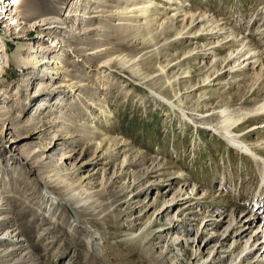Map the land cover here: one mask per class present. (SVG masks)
<instances>
[{
  "label": "rangeland",
  "instance_id": "rangeland-1",
  "mask_svg": "<svg viewBox=\"0 0 264 264\" xmlns=\"http://www.w3.org/2000/svg\"><path fill=\"white\" fill-rule=\"evenodd\" d=\"M14 1L19 36L4 29L9 12L0 14L8 56L0 75V237L15 230L20 242L6 256L12 245L0 238V264H264L259 248L247 260L245 253L231 259V239L216 246L217 256L215 240L205 246L227 227L224 217L244 215L254 203L261 172L201 128L206 111L250 108L264 97L257 76L264 72V0H80L73 14L72 0ZM216 21L229 35L215 34ZM39 45L45 54L38 57L53 62L48 71L21 67ZM244 45L261 59L229 71ZM256 130L247 144L264 153L256 146L264 128ZM43 148L56 150L47 157ZM106 150L110 165L95 164ZM178 174L197 193L168 233L175 211L156 221L154 213L175 190L164 180ZM47 191L66 204L48 201Z\"/></svg>",
  "mask_w": 264,
  "mask_h": 264
},
{
  "label": "bare ground",
  "instance_id": "bare-ground-1",
  "mask_svg": "<svg viewBox=\"0 0 264 264\" xmlns=\"http://www.w3.org/2000/svg\"><path fill=\"white\" fill-rule=\"evenodd\" d=\"M72 1L74 2V5H72L70 7L69 14L75 13V11L77 9V5H78L80 0H72ZM169 2H170V0H169ZM17 7H18V5H17L16 1L7 0L6 4H3V6L0 8L1 9L0 14L7 16V11L9 12L10 19L7 21L6 25L4 26V29H6V32H10L12 34H17L19 36V32H20L19 24H20L21 18L19 17L18 11H16ZM9 9H10V11H9ZM76 20H78V18ZM13 22H15L14 25H13ZM213 24H214V26H213L212 30H215V34H221V33H223V34L225 33L226 35L228 34V29H226V27L223 26L222 24H219L218 21H216V23H213ZM42 25L43 24H41V26ZM37 26H39V24H37ZM42 29L45 32L44 35H48L52 28L46 26ZM18 36H17V38H18ZM53 42L56 43V40H54ZM1 43H4V42L0 38V75L3 73V65H6L8 63V56L7 55L4 56L3 52L5 53V51H4L3 45ZM49 47L50 46L48 45L47 48H49ZM44 52H45V48L42 45L37 46V49H35L34 52L32 51V52L28 53L26 56H23L22 59L19 60L21 67L24 68L25 66H29L31 64L33 66V69L40 68L41 71L47 72L48 66L53 64V62L48 60L46 57H40V58L38 57L41 55L43 56V54H45ZM241 52L243 53L241 56H239V57L235 56L232 59H230V60H232L231 65L228 66V63H227V67H228L229 71L230 70L232 71V69L235 70L238 68L250 69L249 68L250 65L253 64V66H255L257 64V62L259 61V59H261V57L259 56L258 50H257V52H256V49L254 51V49H253V47H251V45H248L247 47L244 45L236 53L240 54ZM15 58H17V57L15 56L14 59ZM54 65H56V64L54 63ZM252 69H253V67H252ZM52 72L54 73V71H52ZM257 76H260V77L263 76L264 77V72L262 70L257 71ZM2 86L3 85L1 83V78H0V98H1L2 93H3L2 92L3 90L1 88ZM18 95H20L19 90L14 91L12 94V96H18ZM4 98L9 99V97L7 95H5ZM10 101H12V100H10ZM205 113H206V115H203L201 117L202 119L205 118V120L202 121L204 123H201L205 127H201V128L206 129V130H210V131L216 133V135H218L220 138L227 141L228 145L231 146L234 150L249 156L257 165H260V172H261V180H260L261 191H260V193H258V195H257L258 197L256 196V198H253L254 203L250 206L249 209H246V211L244 212L245 213L244 215H240V216H236V217L233 215H230L228 220H225V217H224L223 222L227 223V227L222 232V234H216L217 232H213V234H211L209 236V238L207 239L205 246L209 245L212 241L215 240V244H213L211 246V253H212V255L217 256L218 251L216 249V246H217V248H220V247L222 248V246L224 245L223 243H226L229 239H231L232 243L229 245V250H230L229 256L231 259L233 258V259L237 260L238 258L243 256V253H245L244 257L241 259H243L242 261L247 260L250 258L251 255L255 254V252L258 251L259 249H260V252H263L262 254H260V257L263 258V254H264V214H263V211H264V203H263L264 202V153H261V152L254 150L251 145L247 144V140L249 139V136H248L249 132L255 133L257 131L256 129L264 128V122L258 128L255 127V125L250 126L249 128H247V129H249V131L247 133H244V134H240L238 132V129L244 127L246 124H248L250 122H254L256 120L264 118V97L260 102L252 105V107H250V108H244V109L243 108H228L227 106H225L222 109H216L215 108V109H211L210 111H206ZM2 115H4V114H2ZM206 117H208V118H206ZM215 117L218 118V120L215 119L217 122H213V119ZM4 121H5V119L1 117L0 118V125H2ZM17 132H18V130H17ZM32 135H35V133H33ZM10 140H11V137H10ZM16 141H17V139L14 138L10 142H11V144H14V142H16ZM101 144H99V146L96 148V151H95L96 154L98 151L102 150L100 148ZM262 145H264V140L258 141V144H256V146H262ZM54 150H56V149L52 150V148H50V149H44L43 148L41 153L49 151V153L47 154L48 155L47 157H51L54 154L52 152H55ZM108 150H109V148H108ZM108 150L103 151L105 153L102 152L98 156L94 155L96 158L95 164H100L103 166L110 165V162L107 160V159H109L107 157L109 155ZM51 153H52V155H51ZM110 155H112V154H110ZM65 158H69V157H65ZM177 180H181V182H182L179 186H177ZM159 182H161V181H159ZM164 182H165L163 184L164 186H167V187L175 186V190H174L172 196L168 200L163 202V204L159 207L158 211L156 213H154V215H156V217H155L156 218L155 221H156V220L161 219V217L163 216V214L166 210H167L166 213L168 215H169V212L175 211L174 215L176 216V218H175V220H173L174 223L171 222L170 227L167 229V231H169L168 233H170L171 231L175 232L177 230L179 225H176L175 222H177L178 224H179V222H181V220L179 219L180 213L183 212L185 209H187L188 206H190V202L193 200L197 191L194 190V187L191 189L189 188L190 187L189 183L187 182L186 179L183 178V175H181V174H178L174 178L166 179V180H164ZM43 184H45V183H43ZM160 184H162V183H160ZM169 190H170V188L167 189L166 191L169 192ZM139 193H136V194L138 195ZM45 194H46L47 200L51 201L54 204H57V205L58 204H66V200L61 198V196L54 195L53 192L51 193V192L47 191ZM157 195L159 196V193ZM161 197H163V196H161ZM262 198H263V200H262ZM132 202L133 201H131V203ZM134 202L137 203V201H134ZM138 203H140V202H138ZM3 213H4V210L0 209V215ZM139 217H140V215H139ZM4 220L5 219L1 218L0 224ZM216 226H219V224H217ZM249 230L252 231L251 236L246 238V235H247L246 233ZM14 232H15V230H9L6 233L1 234L0 238L4 239V240L9 239V242H10L9 244L12 245V249L8 250L7 253H3L6 256L15 255V253L18 250L17 248H15L16 246L15 247L13 246V245L18 244V242H20V241H18L17 235ZM203 234L204 235L207 234V229H204L200 233V235H202V236H203ZM194 242L195 241H193L192 243H194ZM240 246H241V248H240L239 252L237 254H234L233 252L235 250H237ZM198 256L202 257L203 256L202 252L198 251ZM232 261L233 260H231L229 262V264H231Z\"/></svg>",
  "mask_w": 264,
  "mask_h": 264
}]
</instances>
